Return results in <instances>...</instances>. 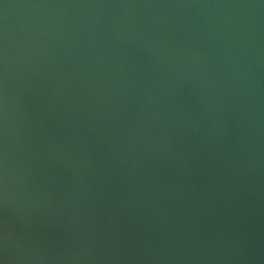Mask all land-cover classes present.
<instances>
[{
	"label": "bare ground",
	"instance_id": "obj_1",
	"mask_svg": "<svg viewBox=\"0 0 264 264\" xmlns=\"http://www.w3.org/2000/svg\"><path fill=\"white\" fill-rule=\"evenodd\" d=\"M0 264H264V0H0Z\"/></svg>",
	"mask_w": 264,
	"mask_h": 264
}]
</instances>
